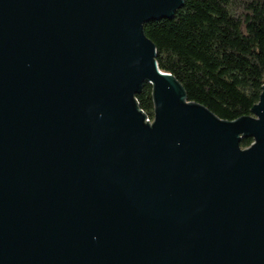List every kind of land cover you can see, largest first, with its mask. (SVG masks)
<instances>
[{
	"label": "water",
	"instance_id": "water-1",
	"mask_svg": "<svg viewBox=\"0 0 264 264\" xmlns=\"http://www.w3.org/2000/svg\"><path fill=\"white\" fill-rule=\"evenodd\" d=\"M184 2L0 0V264H264V86L189 101L144 29Z\"/></svg>",
	"mask_w": 264,
	"mask_h": 264
},
{
	"label": "trees",
	"instance_id": "trees-1",
	"mask_svg": "<svg viewBox=\"0 0 264 264\" xmlns=\"http://www.w3.org/2000/svg\"><path fill=\"white\" fill-rule=\"evenodd\" d=\"M144 29L160 69L181 83L189 101L229 122L252 115L264 86V0H185L172 20ZM137 101L153 121L151 85ZM252 143L245 139L241 147Z\"/></svg>",
	"mask_w": 264,
	"mask_h": 264
},
{
	"label": "built area",
	"instance_id": "built-area-1",
	"mask_svg": "<svg viewBox=\"0 0 264 264\" xmlns=\"http://www.w3.org/2000/svg\"><path fill=\"white\" fill-rule=\"evenodd\" d=\"M148 121L152 122L150 119Z\"/></svg>",
	"mask_w": 264,
	"mask_h": 264
}]
</instances>
